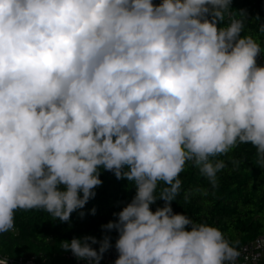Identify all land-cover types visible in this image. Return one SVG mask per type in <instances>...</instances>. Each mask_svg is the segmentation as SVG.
<instances>
[{"label": "clouds", "instance_id": "9594fccd", "mask_svg": "<svg viewBox=\"0 0 264 264\" xmlns=\"http://www.w3.org/2000/svg\"><path fill=\"white\" fill-rule=\"evenodd\" d=\"M231 2L0 0V233L18 209L69 221L102 166L136 186L102 226L119 234L115 264H234L217 227L171 207L188 161L212 186L226 165L210 157L238 143L264 164L262 49L241 36L243 11L219 26ZM110 239L61 248L99 264Z\"/></svg>", "mask_w": 264, "mask_h": 264}, {"label": "trees", "instance_id": "16d2710c", "mask_svg": "<svg viewBox=\"0 0 264 264\" xmlns=\"http://www.w3.org/2000/svg\"><path fill=\"white\" fill-rule=\"evenodd\" d=\"M160 2L153 0L154 4ZM230 11L232 15L225 16L221 27H227L233 18L240 19L239 14L243 11L246 20L241 36L253 38L264 49V31L261 30L264 0H232ZM256 152L250 143H238L227 154L210 157L212 162L222 160L226 165L217 173L215 186L191 161L186 162L178 177L182 181L181 189L171 203L173 212L185 214L197 223L217 227L232 247L264 234V164ZM99 171L102 184L94 189L95 197L83 209L74 211L67 222L54 219L43 209H18L14 216L18 234L0 233V253L12 258L40 255L50 264H60V260L67 262L62 257L65 252L61 248L62 241L70 242L84 236L101 241L107 235L111 238V247L115 246L118 232L102 226L118 219L115 214L131 202L136 186L127 179H117L102 166ZM165 186L159 182L157 194ZM163 204L164 201L157 200L150 206L151 210L155 211ZM80 212L84 213L83 217Z\"/></svg>", "mask_w": 264, "mask_h": 264}, {"label": "built area", "instance_id": "2783aa9c", "mask_svg": "<svg viewBox=\"0 0 264 264\" xmlns=\"http://www.w3.org/2000/svg\"><path fill=\"white\" fill-rule=\"evenodd\" d=\"M256 59L258 66H264V49H262L261 54ZM233 247L239 252L234 264H264V234L258 235L242 245ZM118 255L119 253L115 246H112L103 254L99 264H115ZM62 257L70 264H89L88 261L75 257L71 251H65ZM0 258L7 257L0 253ZM7 259L8 264H50L48 261L42 260L40 255L33 258L19 256Z\"/></svg>", "mask_w": 264, "mask_h": 264}, {"label": "rangeland", "instance_id": "374dc122", "mask_svg": "<svg viewBox=\"0 0 264 264\" xmlns=\"http://www.w3.org/2000/svg\"><path fill=\"white\" fill-rule=\"evenodd\" d=\"M229 14H225V16H228ZM221 24H222V22L220 23V27H221ZM12 233H14V234H18V229H16V228H14L13 230H10ZM92 247L94 248V249H96L97 251L99 250V247H100V245H99V243H97V244H94V245H92ZM5 257V256H4ZM7 258H12V257H7ZM61 261V263L60 264H67V262H65L64 260H60Z\"/></svg>", "mask_w": 264, "mask_h": 264}]
</instances>
